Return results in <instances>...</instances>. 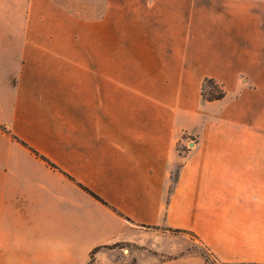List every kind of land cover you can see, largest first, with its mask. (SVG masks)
Instances as JSON below:
<instances>
[{"label":"crops","instance_id":"obj_1","mask_svg":"<svg viewBox=\"0 0 264 264\" xmlns=\"http://www.w3.org/2000/svg\"><path fill=\"white\" fill-rule=\"evenodd\" d=\"M30 1L0 0V264H90L97 249L93 264H115L100 251L146 229L264 264V28L249 3L107 0L92 41ZM208 79L223 99H204Z\"/></svg>","mask_w":264,"mask_h":264},{"label":"rangeland","instance_id":"obj_2","mask_svg":"<svg viewBox=\"0 0 264 264\" xmlns=\"http://www.w3.org/2000/svg\"><path fill=\"white\" fill-rule=\"evenodd\" d=\"M264 28V0H245ZM107 0H38L45 12V23L60 26L64 39L99 41L102 38L101 15ZM30 4L35 1L29 0ZM105 39L107 37L105 36ZM110 40V33H108ZM147 237L139 245L121 243L109 246L100 255L115 264H170L193 258L203 264H218L194 237L156 229L143 230ZM97 257L93 256L91 264Z\"/></svg>","mask_w":264,"mask_h":264},{"label":"trees","instance_id":"obj_3","mask_svg":"<svg viewBox=\"0 0 264 264\" xmlns=\"http://www.w3.org/2000/svg\"><path fill=\"white\" fill-rule=\"evenodd\" d=\"M203 97L207 101H217V100H221L225 97V92L221 89V87L214 80L208 79L204 82V85H203ZM12 138L14 140L19 141L17 138H15L13 136H12ZM33 153H35L38 156V154L36 152H33ZM52 167H54V166H52ZM85 191H87L88 193L93 195V193H91L89 190L85 189ZM93 196L96 197L95 195H93ZM97 199H99V198H97ZM97 251H98V249L92 253L91 258H93L94 254Z\"/></svg>","mask_w":264,"mask_h":264}]
</instances>
